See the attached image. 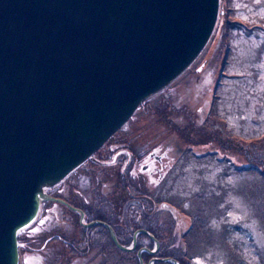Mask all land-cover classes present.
Listing matches in <instances>:
<instances>
[{
    "label": "rangeland",
    "instance_id": "rangeland-1",
    "mask_svg": "<svg viewBox=\"0 0 264 264\" xmlns=\"http://www.w3.org/2000/svg\"><path fill=\"white\" fill-rule=\"evenodd\" d=\"M153 150L163 159L155 165L169 171L160 191L173 195L175 213L138 175L141 158ZM62 189L61 197L89 219L109 218L120 239L146 228L160 252L168 243L193 252L198 239L224 251L227 264H264V0H219L213 30L194 61L47 192L57 196ZM52 203L42 202L18 233L19 264L24 253L33 264H71L74 257L80 258L74 264H137L104 229L82 226L65 204L58 203V218L41 224ZM223 213L230 228L224 232L223 224H212ZM227 230L231 239L242 236L245 251L228 243Z\"/></svg>",
    "mask_w": 264,
    "mask_h": 264
},
{
    "label": "water",
    "instance_id": "water-1",
    "mask_svg": "<svg viewBox=\"0 0 264 264\" xmlns=\"http://www.w3.org/2000/svg\"><path fill=\"white\" fill-rule=\"evenodd\" d=\"M218 4L0 0V264H19L17 235L45 201L78 212L83 226H107L125 249L108 224L84 222L80 208L45 190L194 61Z\"/></svg>",
    "mask_w": 264,
    "mask_h": 264
},
{
    "label": "flooded vegetation",
    "instance_id": "flooded-vegetation-1",
    "mask_svg": "<svg viewBox=\"0 0 264 264\" xmlns=\"http://www.w3.org/2000/svg\"><path fill=\"white\" fill-rule=\"evenodd\" d=\"M156 151L157 150H153V151L143 155V157L141 158L140 163L138 165V167H139L138 168V175L140 174V175H142L143 178L147 179V182L149 184L148 188H151L152 191H156V193L158 195H159V192H162V196L164 195L163 197H165V198L167 197L164 201H162V204L164 206H166L165 208L168 211V213H175L176 208L169 203L171 200L170 201L168 200V198L171 199V196H173V195L169 196L166 194V192L164 190L160 191V189H161L160 187L163 183H165L164 179L166 178L169 171H166V172L164 171V173H163L161 171L162 167L160 168V166L155 165V163L157 162L159 165L163 166V159L161 158L160 155H156ZM131 167L135 168V166H131ZM136 174L137 173L132 174V176L134 178H136ZM155 174H156V176H155ZM147 182L145 181V183H147ZM134 183H136V182H134ZM63 191H64V189L60 190L58 192L59 195H57L56 197H60V198L64 199L65 201L69 202L64 197H61V194H64ZM58 203L59 202H53L52 203L53 205H51V208L49 210L50 216H48L50 218V221H53V219H56L55 217H57V218L59 217V213H58L57 208L59 209L58 205L59 204L62 205V203H59V204ZM75 207L80 208L78 206H75ZM211 207H212V205H211ZM80 209L84 213V218L86 215V218H85V220H87L86 222L99 220V221H102V222L108 224L111 227V229L113 230L117 241L125 249H123V248H121L115 244L113 238L111 237L110 229L107 228L105 225L94 224V225H90V226L85 227L86 229H89V228H92L95 226H99L100 228L104 229L106 231V233H108V235L111 238V240L113 241L114 245L118 249H120L121 251H125L127 253L132 254L131 258H133L135 263H137V264H192L191 259H194V256L196 258H199L202 260V263H200L199 261H195L194 264H227V261L225 260V259H227V256L224 254L225 253L224 251H222L221 254L219 255L217 253L218 249L217 250H211V249L208 250V248H207L208 245L203 246L202 244L199 243L198 239H197V244L194 246L195 250L193 252L189 250L192 248V246H189L187 244L183 246V245H180L179 243L173 244V245H171V244L169 245V243H168L167 246H164L165 251L160 252L161 246H160L159 239L153 233H151V230L146 229V228H137L133 232V234L131 235L130 241L129 240L126 241L123 238L120 239L118 237L119 235L117 234V230L115 229L114 225L110 221H108L109 218H105L104 216L99 217L97 215V216H94L91 219H89L87 217V214H85L84 210L82 208H80ZM74 212H76V211H74ZM76 213L80 217L79 213L78 212H76ZM218 217L219 218L215 219L212 224H216V225H219L220 223L223 224V226H224L223 232H224V231H226L225 228H229L228 216H226L225 213H223V214H219ZM217 221H219V223H217ZM41 224H44V223H41ZM212 227H214V226H212ZM140 229L145 230L146 232H141V231L137 232V230H140ZM227 231H228L227 235H225V236H227L226 239L229 238L228 243L230 244V240H231V245H233L234 248H236V250H238L239 252L242 250L245 251V248L241 245V243H245L242 239V236L238 235V239L234 240V238L231 239L230 231L229 230H227ZM231 231H232V229H231ZM135 232H137L136 235H134ZM150 235H152L158 241L157 244L155 243L154 239L150 237ZM141 237H146L150 243H139L138 244ZM133 240H135V244H133ZM226 245H228L227 242H226ZM219 249H221V248H219ZM246 251L248 252L247 249H246ZM194 252H195V255L193 256L192 253H194ZM31 258L32 257H30V255H28L27 253H24L22 264H33ZM74 258L70 261L71 264L76 263L77 261H79L78 259H80V258H76V257H74ZM238 263H236V264H238ZM258 263L260 264L261 262H258ZM95 264H97V263L95 262ZM262 264H263V262H262Z\"/></svg>",
    "mask_w": 264,
    "mask_h": 264
},
{
    "label": "bare ground",
    "instance_id": "bare-ground-1",
    "mask_svg": "<svg viewBox=\"0 0 264 264\" xmlns=\"http://www.w3.org/2000/svg\"><path fill=\"white\" fill-rule=\"evenodd\" d=\"M59 182H60V181H59ZM59 182H57L56 184H58ZM56 184H54V185H56ZM54 185H53V186H54ZM51 187H52V186H51ZM51 187H49V188H51ZM49 188H47V189H49ZM47 189H46L45 191H47ZM52 202H53V201H52ZM68 203H69V202H68ZM70 204L73 205L72 203H70ZM73 206H74V205H73ZM39 209H40V208H39ZM69 209H70V208H69ZM83 221L86 222L87 220L85 221V218L83 217ZM82 226H83V225H82ZM84 227H87V226H84ZM106 227H107V226H106ZM107 228H108V227H107Z\"/></svg>",
    "mask_w": 264,
    "mask_h": 264
},
{
    "label": "trees",
    "instance_id": "trees-1",
    "mask_svg": "<svg viewBox=\"0 0 264 264\" xmlns=\"http://www.w3.org/2000/svg\"><path fill=\"white\" fill-rule=\"evenodd\" d=\"M50 212V211H49ZM48 219L50 220V218L49 217H47V216H45L41 221V223H45L46 221H48Z\"/></svg>",
    "mask_w": 264,
    "mask_h": 264
}]
</instances>
